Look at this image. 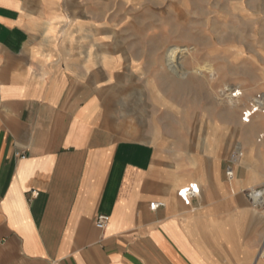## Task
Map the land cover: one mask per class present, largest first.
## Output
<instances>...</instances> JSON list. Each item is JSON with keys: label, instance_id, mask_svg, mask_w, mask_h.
Here are the masks:
<instances>
[{"label": "crops", "instance_id": "1", "mask_svg": "<svg viewBox=\"0 0 264 264\" xmlns=\"http://www.w3.org/2000/svg\"><path fill=\"white\" fill-rule=\"evenodd\" d=\"M98 29L89 0H0V264H264V209L245 193L264 176V114L243 122L263 138L233 180L179 165L157 124L119 137L107 104L123 64L97 60Z\"/></svg>", "mask_w": 264, "mask_h": 264}, {"label": "rangeland", "instance_id": "2", "mask_svg": "<svg viewBox=\"0 0 264 264\" xmlns=\"http://www.w3.org/2000/svg\"><path fill=\"white\" fill-rule=\"evenodd\" d=\"M89 8L91 22L99 25L94 38L108 41L96 48L97 60L112 53L123 64L107 104V124L119 137L149 141L157 124L163 139L152 142L179 165L188 169L196 158L204 170L218 167L229 180L238 165L253 164L249 148L260 132L251 135L241 113L264 92V0H89ZM175 46L184 50L175 72L181 84L161 67L163 53ZM204 65L213 74L200 75ZM227 86L244 92L235 98L244 102L236 121L225 114ZM259 161L263 167L264 159Z\"/></svg>", "mask_w": 264, "mask_h": 264}, {"label": "built area", "instance_id": "3", "mask_svg": "<svg viewBox=\"0 0 264 264\" xmlns=\"http://www.w3.org/2000/svg\"><path fill=\"white\" fill-rule=\"evenodd\" d=\"M231 95L233 98H239L242 96V91L233 88L231 89ZM257 114H264V92H258L249 100L248 105L243 108L241 113V118L244 123H250L253 117ZM263 138V134L260 135L259 139ZM242 155L239 154V156ZM228 178H233L235 176L234 169L229 167L227 172ZM200 193V186L198 183H190L189 185L182 187L178 191V195L182 199L185 205H192L193 199L198 196ZM247 199L250 205L257 210L264 209V184L257 187H249L245 191ZM162 203H158L157 205L153 203L151 206L156 207L160 206ZM109 222V216L105 214H99L96 218V225L100 229H104L107 227Z\"/></svg>", "mask_w": 264, "mask_h": 264}, {"label": "bare ground", "instance_id": "4", "mask_svg": "<svg viewBox=\"0 0 264 264\" xmlns=\"http://www.w3.org/2000/svg\"><path fill=\"white\" fill-rule=\"evenodd\" d=\"M178 11V10H177ZM176 11V12H177ZM186 52V51H185ZM188 52V51H187ZM184 54V50H182L180 47L178 46H175L174 48H171L170 50L166 51L163 53V57H162V69L164 71L165 74L167 75H170V74H173V81L174 83L178 84L180 83L181 81V77L179 76V74L175 73L176 71H178V63H180L181 59H182V56ZM183 60V59H182ZM182 62V61H181ZM183 65V64H182ZM181 67V66H180ZM184 67V66H183ZM197 69V68H196ZM198 73L201 75V74H205V73H209V74H213V70H212V67L210 65H204L202 67H200L198 70ZM162 73V72H161ZM186 73V72H185ZM180 74H183L184 73H180ZM216 74V73H215ZM185 76V75H184ZM205 76V75H204ZM211 76V75H210ZM165 77V76H164ZM163 77L162 80H165ZM215 77V76H214ZM168 78V77H166ZM168 80V79H167ZM184 80V79H183ZM187 80V79H186ZM180 81V82H179ZM165 82V81H164ZM163 83V82H162ZM164 84V83H163ZM181 84V83H180ZM179 84V85H180ZM165 85V84H164ZM168 87V86H167ZM172 87V86H170ZM169 87V88H170ZM231 86H227L224 90H223V93L224 95L226 94L227 91H229V93L226 95V97L224 99H222V101L225 103V114L227 116V118L229 120H232V121H236V115L238 113V111L240 110L241 106L244 105V102L243 101H239V100H236L235 98L232 97L231 95ZM173 88V87H172ZM181 88V87H180ZM238 89V88H237ZM242 95H244V92H242ZM152 99V98H151ZM178 110V109H176ZM179 112V111H178ZM177 113V111H176ZM259 116V115H256L254 117V121L256 119V117ZM225 117V116H224ZM238 118V117H237ZM227 120V119H226ZM245 127L247 128L246 130H250L251 128V125L250 124H246ZM209 132V131H208ZM215 135V134H214ZM214 137V136H212ZM211 140V139H210ZM213 141V140H212ZM211 143V142H210ZM209 143V145H210ZM197 182V180H196ZM264 184V182H263Z\"/></svg>", "mask_w": 264, "mask_h": 264}]
</instances>
